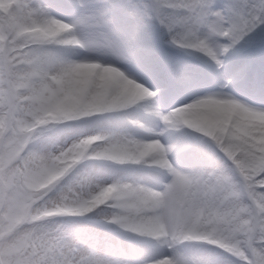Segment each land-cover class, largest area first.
I'll use <instances>...</instances> for the list:
<instances>
[{"label": "snow or ice", "instance_id": "obj_1", "mask_svg": "<svg viewBox=\"0 0 264 264\" xmlns=\"http://www.w3.org/2000/svg\"><path fill=\"white\" fill-rule=\"evenodd\" d=\"M73 45L101 47L112 59L98 62L108 65L98 79L91 64L75 82L81 96L97 89L94 105L77 108V120L44 123L29 108L31 73L21 65L46 70ZM239 96L264 101V0H8L0 8V264H264L252 240L264 230V147L226 123L196 118L199 109ZM63 124L85 131L67 140ZM93 137L147 145L136 162L103 169L107 175L160 166L166 179L152 178L150 200L160 211L150 235L117 214L88 219L111 206L105 187L91 204L36 218L65 223L26 254L19 233L32 163L59 161L68 174L113 163L76 154ZM152 142L162 159L144 164ZM223 200L245 208L247 251L224 227L239 213ZM202 223L213 227L192 238Z\"/></svg>", "mask_w": 264, "mask_h": 264}, {"label": "clouds", "instance_id": "obj_2", "mask_svg": "<svg viewBox=\"0 0 264 264\" xmlns=\"http://www.w3.org/2000/svg\"><path fill=\"white\" fill-rule=\"evenodd\" d=\"M7 6L8 0H0V8ZM59 53L60 62L49 65L43 71L32 72L27 65H21L22 69L31 73L28 95L32 98L28 100L29 108L40 121L47 124L77 120V108L82 110L86 105H94L97 89L91 88L86 95L81 96L76 90L75 82L85 76L91 64H96L93 79H98L102 68L108 66L98 62L112 59L101 47L73 45L59 49ZM196 118L205 122H216L221 126L226 123L230 132L250 142L255 138L258 146L264 147V101L249 96L223 98L218 103L199 109ZM175 120L180 122L179 114ZM63 127L71 130L67 140H72L85 131L76 124H63ZM142 148H147V145H116L98 141L93 137L90 143L77 149L76 154L83 151L86 157L113 163L85 165L71 174L63 171L65 163L47 158L35 160L31 165L32 173L26 189L29 207L24 210L19 233L26 243L25 253H31L34 246L38 247L45 236L54 237L62 231L64 221L39 222L46 210L57 206L75 210L81 204H91L93 198L100 196L105 187L112 189L105 201L106 205L111 206L102 208L88 219L99 220L117 214L125 217L134 230L145 236L150 235L148 226L150 222H155V217L160 211L153 208L150 200V194L154 190L152 178L166 179L160 171V166L144 168L139 175H127L124 170L107 175L102 171L116 168L118 164L136 162ZM52 150L51 146H47L43 155L47 157V153ZM161 159L158 142H152L151 154L143 159V163L153 164ZM222 207L239 213L230 220V225L224 227H231L232 231L228 234L232 237L236 249L247 251L250 236L243 224V220L247 218L244 206L239 202L223 200ZM212 227L213 225L202 223L192 238H197L199 233H207ZM252 240L257 248L264 250V230H258Z\"/></svg>", "mask_w": 264, "mask_h": 264}, {"label": "rangeland", "instance_id": "obj_3", "mask_svg": "<svg viewBox=\"0 0 264 264\" xmlns=\"http://www.w3.org/2000/svg\"><path fill=\"white\" fill-rule=\"evenodd\" d=\"M259 55V54H258Z\"/></svg>", "mask_w": 264, "mask_h": 264}]
</instances>
